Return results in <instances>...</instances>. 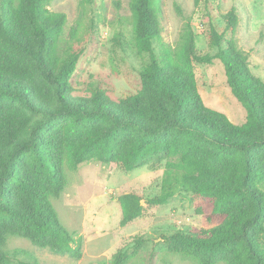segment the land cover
<instances>
[{
	"label": "trees",
	"instance_id": "16d2710c",
	"mask_svg": "<svg viewBox=\"0 0 264 264\" xmlns=\"http://www.w3.org/2000/svg\"><path fill=\"white\" fill-rule=\"evenodd\" d=\"M51 1L0 0V264L9 260L4 248L10 236L82 257V238L63 225L50 200L66 187L64 163L77 169L96 160L132 171L161 156L166 167L160 191L146 198L137 192L118 196L120 225L139 218L144 204L194 194L195 212L217 224L176 231L165 237L168 250L200 264H264V81L234 40L236 9L224 15L221 29L212 0H195L205 6L208 44L216 52L196 51L187 22L178 61L167 49L161 58L154 51L162 31L160 0H131L135 45L150 60L140 73L141 88L111 100L101 88L91 98L73 96L81 51H60L67 15L49 11ZM216 59L247 110L242 124L209 107L198 89L194 63ZM143 242L134 238L135 247ZM17 254L27 257L19 264H41L24 250ZM130 255L119 248L110 264H124Z\"/></svg>",
	"mask_w": 264,
	"mask_h": 264
},
{
	"label": "rangeland",
	"instance_id": "374dc122",
	"mask_svg": "<svg viewBox=\"0 0 264 264\" xmlns=\"http://www.w3.org/2000/svg\"><path fill=\"white\" fill-rule=\"evenodd\" d=\"M159 7L162 31L154 44L157 57L161 58L167 49L179 61L187 22L195 35L196 51L216 52L208 44L206 9L202 3L160 0ZM232 8L239 15L234 40L247 53L252 72L264 81V0H212V11L221 29L224 15ZM48 10L67 15L60 51L68 46L81 51L71 78L74 97L91 98L93 91L101 88L107 98L118 100L141 88L140 73L150 55L138 54L131 0H94L85 5L81 0H53ZM118 36L120 42L116 40ZM194 72L198 89L209 107L222 111L236 124L245 122L247 110L232 93L220 60L211 65L194 63ZM64 166L66 187L50 200L63 225L75 237L82 238V257L55 254L26 238L10 236L4 248L9 256L6 264H19L27 259L17 254L18 250L34 255L41 264H110L122 247L131 252L124 264H200L193 256L170 252L165 238L178 230L193 231L217 224L195 212L198 198L194 194H177L163 205L144 204L139 218L120 225L122 208L117 197L127 192H137L144 198L157 194L166 167L164 157L152 158L132 171L117 163L96 160L83 162L77 169H72L69 161ZM135 237L144 238L141 246L135 247Z\"/></svg>",
	"mask_w": 264,
	"mask_h": 264
}]
</instances>
